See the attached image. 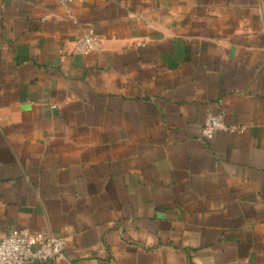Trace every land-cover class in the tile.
Instances as JSON below:
<instances>
[{
  "label": "crops",
  "instance_id": "1",
  "mask_svg": "<svg viewBox=\"0 0 264 264\" xmlns=\"http://www.w3.org/2000/svg\"><path fill=\"white\" fill-rule=\"evenodd\" d=\"M22 229L65 240L44 264H264V0H0V239Z\"/></svg>",
  "mask_w": 264,
  "mask_h": 264
},
{
  "label": "built area",
  "instance_id": "2",
  "mask_svg": "<svg viewBox=\"0 0 264 264\" xmlns=\"http://www.w3.org/2000/svg\"><path fill=\"white\" fill-rule=\"evenodd\" d=\"M62 6L80 0H58ZM98 40L92 35H83L75 43V51L87 55L96 51ZM225 125L222 115L208 113L201 128V136L210 139L217 131L232 130ZM65 240L41 233H30L26 229L11 230L0 239V264H44L61 259Z\"/></svg>",
  "mask_w": 264,
  "mask_h": 264
}]
</instances>
